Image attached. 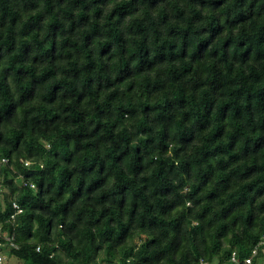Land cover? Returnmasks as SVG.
<instances>
[{
    "label": "clouds",
    "instance_id": "obj_1",
    "mask_svg": "<svg viewBox=\"0 0 264 264\" xmlns=\"http://www.w3.org/2000/svg\"><path fill=\"white\" fill-rule=\"evenodd\" d=\"M124 2L85 0L90 29L78 19L81 9L71 17L61 12L66 0H39L32 15L43 17L42 27L28 60L4 50L0 168L10 171L0 176V264H37L40 258L45 264H140L141 250L157 243L161 248L152 264H264V195L244 203L243 217L218 218L222 228L204 208L208 199L218 207L216 197L226 199L244 184L252 187L235 171L238 166L247 164L255 174L264 164V124L251 88L253 81L264 80V52L255 50L236 23L235 42L212 53L227 79L210 80L206 69L213 61L191 52L187 43L205 23L192 16L193 5L165 0L129 12ZM250 4L242 12L251 17L243 24L246 33L259 9ZM195 8L201 11L198 4ZM209 13L204 7L202 14ZM189 16L191 26L182 22ZM54 20L63 25V34L59 27L49 30ZM178 36L183 43L171 40ZM20 39L29 37L18 30ZM26 81L32 82L31 98L21 102ZM224 83L233 100L223 106L217 135L209 113ZM41 84L47 91L39 90ZM260 96L264 99V92ZM205 144L210 148L201 151ZM4 152L11 154V164ZM206 161L211 171L205 179L220 169L226 177L207 190L194 167ZM5 179L13 184L5 185ZM33 200L42 202L29 204ZM115 206L109 228L101 231L103 217L88 211Z\"/></svg>",
    "mask_w": 264,
    "mask_h": 264
},
{
    "label": "trees",
    "instance_id": "obj_2",
    "mask_svg": "<svg viewBox=\"0 0 264 264\" xmlns=\"http://www.w3.org/2000/svg\"><path fill=\"white\" fill-rule=\"evenodd\" d=\"M39 0H0V61L3 60L5 52L16 51L17 55L15 59L20 60L21 62L27 61L29 57V53L31 52L33 45L36 44L38 39V33L40 28L42 27L43 17L40 15L33 16L32 12L34 10V6L38 4ZM64 0H57V3H63ZM67 7L62 8L61 12H64L65 15L71 17L74 14V10L79 8L81 9V15L78 17L82 21V23H87L89 28L92 29L93 25L88 21L87 18V8L84 7L85 0H66ZM94 2L102 3L106 2V0H94ZM187 2L193 5L192 8V16L196 17L197 20H202L205 23L201 26V31L197 34L193 31V34L188 38V47L189 50L193 53H196L200 56H207L209 60H212L213 63L208 66L206 71L209 74V79L211 80L213 76L216 77L218 81H226L227 77L222 73L224 69H219L215 67V62L212 57L213 51L220 49L225 50L230 43H234L237 37L233 35V28L236 23H240L241 26V35H248L251 40L255 42V50L257 52H264V22H258L261 14H264V0H251V5H259V9L256 12L257 19L252 20V31L250 33H246L243 28V24L247 23L250 16H243L242 12L245 11V5L249 4V0H187ZM165 3V0H125L124 6L129 12L135 10L136 8L142 7L144 4H148L149 7H156L159 4ZM199 5L201 11H196L195 5ZM204 7H208L210 9V13L207 16L202 14V10ZM121 10V6H117V11ZM51 10L49 9V12ZM192 16L185 18L182 22L191 26L192 25ZM231 21V22H230ZM57 27L60 28L61 34H63V25L59 24L58 21L50 22L48 28L50 31H55ZM21 37L27 35L29 40L20 39L17 40V35ZM227 32V36L224 33ZM81 35L86 36L87 33H81ZM116 40H119L118 34H113ZM179 40L183 43V36L172 37L171 40ZM168 41V42H171ZM140 41H135L137 47L140 46ZM18 45V47H17ZM98 48L107 47L106 45L102 46L97 44ZM131 51V50H130ZM177 51H180V48H177ZM229 68L231 66H228ZM264 67V65H262ZM27 70V69H26ZM17 72H19V68H17ZM24 90L21 96V102H27L31 96L29 93V89L32 88V82L26 81L24 82ZM251 88L253 92L256 93L254 104L256 108V114L261 118V123L264 124V99H261L260 93L264 92V80L261 81H253L251 84ZM213 89V85L209 84L208 90ZM39 90L41 92L47 91L44 88L43 84L39 85ZM179 94V93H178ZM0 95H3V90H0ZM217 98L219 99V103L216 104L213 109V113H209V117L214 120L217 124L216 131L217 135H219V120L221 115L223 114V106L227 103H231L233 97L231 96V90L228 88L227 84L224 83V86L220 88L219 92L216 93ZM205 97V101H206ZM42 101L51 102L47 96H42ZM241 103L246 106L248 98L245 97L241 100ZM235 107V105H232ZM3 111V109H0ZM9 114H11V109H8ZM234 115V114H233ZM207 119V118H204ZM256 129H252V134H255ZM19 135L17 134H13ZM262 138L260 142L264 144V128L261 129ZM249 140L252 137H248ZM0 142H3L2 134H0ZM61 147H64L62 144ZM210 148V145L205 144L204 148L201 151H206ZM4 155L9 156V163H12L11 154L9 152H4ZM19 155V153H17ZM207 161L204 165L197 164L194 165L199 172L201 173V181L205 185V190L208 189L209 185L212 184L217 179H226L223 174V170L220 169L216 173L213 174L211 179H205L209 171H211L210 166L206 167ZM253 166H255V160H253ZM18 169L24 171L20 168L19 164L16 165ZM241 168L243 170L241 171ZM6 171H10V169L0 168V176L5 175ZM235 171L240 172L241 178L251 180L252 187L247 184H244L240 187V191L238 193H234L233 195H229L226 199H221L220 197H216L215 199L218 201V207H213L211 199H208L204 203V208L206 209L208 216H211L214 219H217V228L223 227V224L220 223L218 218L226 217L231 214L232 218H235V215H240L243 217L245 213V209L243 208L244 203L251 205V199L256 194L264 195V193L260 192L261 188H264V164H261L257 167V171L255 174L251 173L248 169L247 164L238 166ZM247 173V175H245ZM15 173H13V178ZM27 174L25 175V179H27ZM35 179H39V177H35ZM53 177L49 175L48 180L51 182ZM166 183L165 181H163ZM4 184L11 186L13 184V180L5 179ZM39 186V185H38ZM135 187V186H133ZM227 190V185H225ZM253 188L255 191H253ZM213 191H207V196L212 198ZM236 197V198H234ZM242 198L243 203H240L239 200ZM41 200H33L29 201V204H39ZM163 202V201H162ZM71 207V206H70ZM90 208L91 206H86ZM118 206H115L111 209H100L95 210L92 209L88 211L89 216H97L103 217V221L99 224V229L102 231L104 229H108V218L112 216L114 212L117 211ZM43 212H46L47 209H41ZM70 210V208H69ZM251 213L249 212V215ZM67 215V212L65 213ZM208 216H205V220H208ZM3 217L0 216V219ZM39 220L41 227L44 226V216L40 215L37 217ZM230 222V221H229ZM173 223H176L173 221ZM207 223V221H205ZM31 221H25V227L30 226ZM121 231H123V225L120 226ZM110 230V229H109ZM161 248V244L157 243L155 247L151 250L147 248L142 249L139 254L140 264H152V258L157 255L158 250ZM37 264H45L44 258H40L37 261ZM47 264H53L52 261H47Z\"/></svg>",
    "mask_w": 264,
    "mask_h": 264
}]
</instances>
